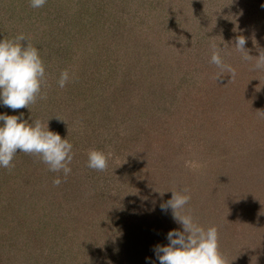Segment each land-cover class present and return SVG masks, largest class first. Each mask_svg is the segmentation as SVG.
<instances>
[{"label":"rangeland","instance_id":"obj_1","mask_svg":"<svg viewBox=\"0 0 264 264\" xmlns=\"http://www.w3.org/2000/svg\"><path fill=\"white\" fill-rule=\"evenodd\" d=\"M262 4L0 0V39L23 33L45 67L36 102L0 113L73 145L67 176L19 150L0 168V264H158L154 246L180 227L160 205L185 188L226 264H264V70L233 45L264 51ZM213 44L234 78H217ZM93 149L104 171L87 167Z\"/></svg>","mask_w":264,"mask_h":264},{"label":"clouds","instance_id":"obj_2","mask_svg":"<svg viewBox=\"0 0 264 264\" xmlns=\"http://www.w3.org/2000/svg\"><path fill=\"white\" fill-rule=\"evenodd\" d=\"M30 3L33 8H41L46 0H30ZM245 44L246 38L240 35L233 45L243 60L255 58V69L264 70V51H259L258 56H251ZM221 50L222 46L211 45L210 62L219 69L217 78L223 73L234 78L235 69L225 63ZM69 79V72L62 71L57 80L58 87H65ZM44 82L45 67L39 50L28 43L23 33L12 39H0V106L12 110L28 109L41 94ZM23 116L22 112L19 115L0 113V168L12 167L13 158L19 150L39 156L54 173H63L64 176L70 174L73 145L67 138L49 130L47 123L39 120L29 123ZM87 167L104 171L107 157L101 151L90 150ZM53 183L59 185L60 177H56ZM171 192V198L162 203L160 208L161 211L170 209L174 221L180 227L167 233V244L154 246L153 253L158 264H226L219 252L217 228L201 226L186 208L191 199L188 189ZM146 261L152 264L148 258Z\"/></svg>","mask_w":264,"mask_h":264},{"label":"trees","instance_id":"obj_3","mask_svg":"<svg viewBox=\"0 0 264 264\" xmlns=\"http://www.w3.org/2000/svg\"><path fill=\"white\" fill-rule=\"evenodd\" d=\"M238 203H239V202H238ZM237 210H238V212H240L241 214H244V213H243V212H244V210H239V208H238ZM240 213H239V214H240ZM227 216L229 217V219L231 218V217H230V215H227ZM223 218H225V216H224V217H222V219H223Z\"/></svg>","mask_w":264,"mask_h":264}]
</instances>
